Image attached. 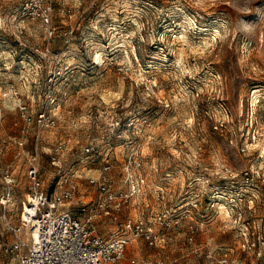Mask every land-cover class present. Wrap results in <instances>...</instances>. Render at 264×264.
I'll use <instances>...</instances> for the list:
<instances>
[{
	"label": "rangeland",
	"instance_id": "1",
	"mask_svg": "<svg viewBox=\"0 0 264 264\" xmlns=\"http://www.w3.org/2000/svg\"><path fill=\"white\" fill-rule=\"evenodd\" d=\"M48 7L52 38L41 19ZM54 67L63 71L56 125L38 128ZM36 133L41 189L63 176L79 184L83 200L94 198L88 178L98 176L102 158H85L82 147L109 142L112 187L128 189V158L139 164L133 179H144L145 195L132 196L127 212L188 210L167 245L132 239L126 258L213 264L204 252L223 248L235 264H264V0H0V165L15 177V223L30 194ZM57 144L60 174L49 156ZM2 215L0 206V242H11ZM113 227L110 218L97 222L101 234ZM12 256L0 252V264H20Z\"/></svg>",
	"mask_w": 264,
	"mask_h": 264
},
{
	"label": "built area",
	"instance_id": "2",
	"mask_svg": "<svg viewBox=\"0 0 264 264\" xmlns=\"http://www.w3.org/2000/svg\"><path fill=\"white\" fill-rule=\"evenodd\" d=\"M50 9L42 14V21L47 31V37L54 36ZM46 52H49L46 47ZM58 54H54L57 57ZM63 75L59 67L51 69L45 81V93L40 109L35 114L38 128L54 127L56 116L53 105L56 102L54 89L56 81ZM17 107L25 118L29 112L26 102H18ZM110 138L122 140V132H108ZM33 150L27 157L29 178V197L21 201L19 223L12 221L9 206L13 204L15 177L9 166L0 165L2 193L0 206L3 215V230L15 236L11 242H0V252L6 255L18 256L20 264H175L176 259H158L153 263L144 262L138 257L126 258V249L132 239L140 238L149 247H164L182 229V221L189 217L188 210L180 208L161 209L157 212L132 216L126 209L131 206L132 196L145 195L144 179H133L131 169L138 167L135 160L128 158L123 165V182L128 183V189H114L110 171L112 161L108 154L110 143L102 149L97 143L87 142L82 147L85 158L101 156L102 166L96 178L89 177L88 183L95 188L94 198L85 201L79 184L68 177L59 176L53 189L43 190L39 187L40 164L38 143L40 136L33 135ZM23 142H19L22 145ZM0 142V154L3 153ZM63 145L53 146L49 153L50 164L60 174L63 165L60 154ZM195 205V204H194ZM110 218L114 227L101 234L97 222ZM28 230L29 242L20 238V234ZM196 226L189 224L187 240H194ZM26 248V252L22 253ZM226 249L204 252V259L213 264H235L228 257Z\"/></svg>",
	"mask_w": 264,
	"mask_h": 264
},
{
	"label": "crops",
	"instance_id": "3",
	"mask_svg": "<svg viewBox=\"0 0 264 264\" xmlns=\"http://www.w3.org/2000/svg\"><path fill=\"white\" fill-rule=\"evenodd\" d=\"M126 251H127V249H126ZM134 256H135V255H134ZM134 256H133V257H134ZM130 257H132V256H130ZM135 257H137V256H135ZM165 259L170 260L169 258H165ZM174 259H176V258H174ZM11 260L15 261L16 263L19 261V260H18V256H15V255H13V256L11 257ZM176 262H178L177 259H176Z\"/></svg>",
	"mask_w": 264,
	"mask_h": 264
},
{
	"label": "bare ground",
	"instance_id": "4",
	"mask_svg": "<svg viewBox=\"0 0 264 264\" xmlns=\"http://www.w3.org/2000/svg\"><path fill=\"white\" fill-rule=\"evenodd\" d=\"M221 206H222V205H221ZM221 208L223 209L224 207H221ZM224 209H225V208H224ZM225 212L227 213V211H225ZM25 232H26V233H25V237H26L27 239H29V238L31 237L29 231L26 230Z\"/></svg>",
	"mask_w": 264,
	"mask_h": 264
}]
</instances>
